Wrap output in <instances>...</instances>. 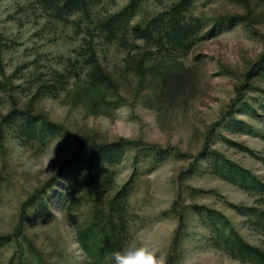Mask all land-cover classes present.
Returning <instances> with one entry per match:
<instances>
[{
    "label": "rangeland",
    "instance_id": "1",
    "mask_svg": "<svg viewBox=\"0 0 264 264\" xmlns=\"http://www.w3.org/2000/svg\"><path fill=\"white\" fill-rule=\"evenodd\" d=\"M64 1L0 0V264H263L264 0Z\"/></svg>",
    "mask_w": 264,
    "mask_h": 264
},
{
    "label": "trees",
    "instance_id": "2",
    "mask_svg": "<svg viewBox=\"0 0 264 264\" xmlns=\"http://www.w3.org/2000/svg\"><path fill=\"white\" fill-rule=\"evenodd\" d=\"M85 0H65L64 3L65 5H83ZM135 1V0H134ZM186 0H181L180 2H178L176 5L179 6L181 5V3H185ZM142 35H146L147 34V27L142 28V29H138ZM170 35L171 38H173L175 40L176 43H179L182 41L183 36H178L175 33V30L170 31ZM90 64H91V68H90V88L89 90L92 92H103V87L104 86H108V84H112V78L111 75L105 71V69L102 67V65L99 63L96 53L95 51H91L90 55ZM256 64L254 65V69L256 68ZM253 69V68H252ZM114 145H117V143L112 142V143H108V144H101L99 146H97V154L99 155V153H107L109 149L107 148H111ZM128 182H126L121 189L119 190V194L122 195H126L127 194V186H128ZM239 248H241L243 251L248 252V255H250L251 257H255L258 259H263V264H264V252H262L260 250V248L248 244L245 241H243L240 237H239Z\"/></svg>",
    "mask_w": 264,
    "mask_h": 264
},
{
    "label": "clouds",
    "instance_id": "3",
    "mask_svg": "<svg viewBox=\"0 0 264 264\" xmlns=\"http://www.w3.org/2000/svg\"><path fill=\"white\" fill-rule=\"evenodd\" d=\"M123 109L117 110L119 114ZM113 264H167V256L151 241L130 242L111 254Z\"/></svg>",
    "mask_w": 264,
    "mask_h": 264
}]
</instances>
